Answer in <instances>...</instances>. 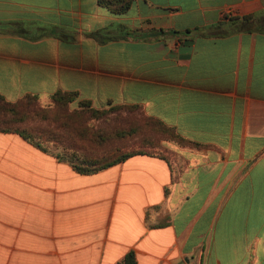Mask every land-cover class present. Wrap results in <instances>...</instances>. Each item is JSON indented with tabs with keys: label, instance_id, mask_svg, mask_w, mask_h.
Returning a JSON list of instances; mask_svg holds the SVG:
<instances>
[{
	"label": "crops",
	"instance_id": "obj_1",
	"mask_svg": "<svg viewBox=\"0 0 264 264\" xmlns=\"http://www.w3.org/2000/svg\"><path fill=\"white\" fill-rule=\"evenodd\" d=\"M60 89L189 143L82 174L0 132V264H264V0H0V93Z\"/></svg>",
	"mask_w": 264,
	"mask_h": 264
},
{
	"label": "trees",
	"instance_id": "obj_2",
	"mask_svg": "<svg viewBox=\"0 0 264 264\" xmlns=\"http://www.w3.org/2000/svg\"><path fill=\"white\" fill-rule=\"evenodd\" d=\"M134 1L99 0V3L122 15L130 11ZM244 18L249 21L251 16ZM90 35L98 37L101 33ZM78 97L77 92L62 89L53 93L48 102L34 93L17 100H9L0 93V132L19 134L82 174L98 172L138 154L168 159L159 150H166L162 142L189 143L176 128L148 115L138 104L110 102L97 107L82 99L76 106ZM123 112L126 114L121 116ZM123 264H138L136 254L130 252Z\"/></svg>",
	"mask_w": 264,
	"mask_h": 264
},
{
	"label": "rangeland",
	"instance_id": "obj_3",
	"mask_svg": "<svg viewBox=\"0 0 264 264\" xmlns=\"http://www.w3.org/2000/svg\"><path fill=\"white\" fill-rule=\"evenodd\" d=\"M75 105L77 106L78 105V103L77 102H75ZM74 106V105H73ZM102 107H104V106H102ZM126 113L125 112H123L122 114H121V116H124ZM166 142H172V141H165V142H162V146L164 147V148H166V150H162V149H159L160 150V152L161 153H163L165 156H167L169 159L172 157V155H171V151H170V149L165 145V143ZM159 150H157V151H159ZM162 150V151H161ZM55 152H58V150H54Z\"/></svg>",
	"mask_w": 264,
	"mask_h": 264
}]
</instances>
